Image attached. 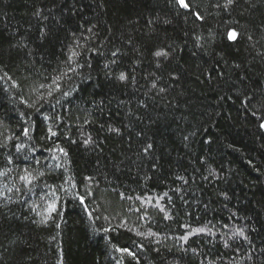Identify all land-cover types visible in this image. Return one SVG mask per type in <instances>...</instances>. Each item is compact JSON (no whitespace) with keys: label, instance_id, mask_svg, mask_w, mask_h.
<instances>
[{"label":"trees","instance_id":"1","mask_svg":"<svg viewBox=\"0 0 264 264\" xmlns=\"http://www.w3.org/2000/svg\"><path fill=\"white\" fill-rule=\"evenodd\" d=\"M225 2L0 0V264H264V0Z\"/></svg>","mask_w":264,"mask_h":264},{"label":"snow or ice","instance_id":"2","mask_svg":"<svg viewBox=\"0 0 264 264\" xmlns=\"http://www.w3.org/2000/svg\"><path fill=\"white\" fill-rule=\"evenodd\" d=\"M175 3L178 4L181 8H184V9H189V3H188V0H175ZM235 3V0H226L225 4L223 5L225 8H228L230 7L231 5H233ZM196 18L197 19H202V17L197 13L196 14ZM167 22V21H166ZM89 31H91V29H89ZM228 40L231 42V43H236L239 39H240V36H241V33L237 32L236 30H230L228 32ZM249 39H251V36L249 37ZM71 54L68 56V60L66 61V64H68L69 66H71V64L74 62V57H76L77 53L75 51H72L70 50ZM113 56L116 55V52H113L112 53ZM154 56L156 58H167L168 56V53L165 52V51H156L154 53ZM113 63H115V61H113ZM157 67H160V64L158 63L157 64ZM126 75L121 72L120 76H119V79L121 81H124L126 80ZM173 79H175V77H173ZM156 87V84L153 83L152 84V88H155ZM160 91L162 92L163 89H160ZM65 96L68 95L67 92L63 93ZM21 103H25L24 100H21ZM29 107H32L34 105L32 104H29L28 105ZM45 119H48L47 117H45ZM260 128L261 129H264V123H261L260 124ZM112 131H116L115 129H112ZM48 132L50 133L51 136H56L57 133L52 131L51 127H49L48 129ZM29 134V129L25 128L23 129V135L24 136H28ZM0 135H2V133H0ZM12 138L11 137H7L5 141H0V149H3V148H6L7 147V140H11ZM84 143L87 145L89 143H91V138L87 139L84 141ZM152 145L149 144L147 146V148H151ZM14 148H15V151L16 153H21L23 148H24V145L22 143H18V144H14ZM57 150L60 152L61 155L63 156H67V152L63 149V148H59V146H57ZM0 155H4L3 153H0ZM18 158V157H17ZM25 159H27V157H25ZM52 159L53 160H56L57 157L55 155L52 156ZM15 163V160L13 158V155L12 154H6L5 155V165H4V168L3 169H0V177L2 176H7L8 175V172H9V169H8V165H13ZM36 164H39V160H36L35 161ZM56 167L59 168L60 167V164L57 163L56 164ZM43 172L39 173V176H43ZM38 177L37 176H34L32 173L28 172L27 169H25L24 171V174L20 175L19 179L20 181L25 185L26 188H28V191H32V188L34 187V182L35 180L37 179ZM90 179V178H89ZM5 187H7L5 185ZM9 191H11V189H8ZM17 191H21V189L17 188L16 189ZM66 191V189H65ZM55 190H53V192L51 193V195L55 196ZM166 195V194H165ZM80 201V203L83 205L85 203V198L83 196H80V197H77ZM87 211V209H85ZM163 210V209H161ZM33 211H35V208L33 209ZM47 212L49 214L53 213V212H57V203L55 201H53V203L49 204L48 205V208H47ZM166 219L168 218L167 216L165 217ZM206 227H203V228H198V229H194L193 230V234H198V233H204L206 231ZM104 231H110V229H104ZM210 231V230H208ZM235 235H239V236H243L244 233H243V230H240L239 232H235L234 233ZM179 239L183 240L184 242H187V239L188 237L187 236H181ZM227 246V245H226ZM117 251H123V252H127L128 255H133V253H131L130 251H128V249H117Z\"/></svg>","mask_w":264,"mask_h":264},{"label":"water","instance_id":"3","mask_svg":"<svg viewBox=\"0 0 264 264\" xmlns=\"http://www.w3.org/2000/svg\"><path fill=\"white\" fill-rule=\"evenodd\" d=\"M182 9H184V8H182ZM184 10H188V9H184Z\"/></svg>","mask_w":264,"mask_h":264}]
</instances>
